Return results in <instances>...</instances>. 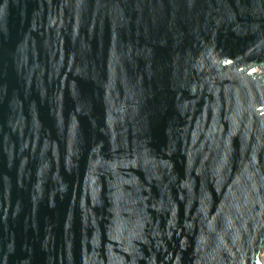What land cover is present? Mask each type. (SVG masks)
<instances>
[{"label": "water", "instance_id": "1", "mask_svg": "<svg viewBox=\"0 0 264 264\" xmlns=\"http://www.w3.org/2000/svg\"><path fill=\"white\" fill-rule=\"evenodd\" d=\"M264 0H0V264H262Z\"/></svg>", "mask_w": 264, "mask_h": 264}, {"label": "bare ground", "instance_id": "2", "mask_svg": "<svg viewBox=\"0 0 264 264\" xmlns=\"http://www.w3.org/2000/svg\"><path fill=\"white\" fill-rule=\"evenodd\" d=\"M254 72L258 73V74H263L264 75V68H258L256 69ZM262 264H264V252L262 253Z\"/></svg>", "mask_w": 264, "mask_h": 264}]
</instances>
